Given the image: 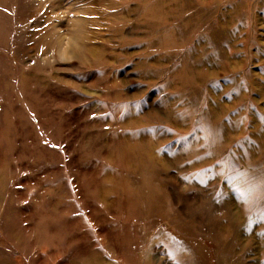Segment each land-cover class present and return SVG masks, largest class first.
<instances>
[{
  "label": "rangeland",
  "instance_id": "1",
  "mask_svg": "<svg viewBox=\"0 0 264 264\" xmlns=\"http://www.w3.org/2000/svg\"><path fill=\"white\" fill-rule=\"evenodd\" d=\"M263 188L264 0H0V264H263Z\"/></svg>",
  "mask_w": 264,
  "mask_h": 264
},
{
  "label": "bare ground",
  "instance_id": "2",
  "mask_svg": "<svg viewBox=\"0 0 264 264\" xmlns=\"http://www.w3.org/2000/svg\"><path fill=\"white\" fill-rule=\"evenodd\" d=\"M221 25V24H220ZM228 28V26L225 24V25H223V28ZM227 29H222L221 27H220V29H219V31L220 32H222V31H226ZM221 34V33H220ZM216 37V36H215ZM216 38H218V37H216ZM221 38V37H220ZM185 52V51H184ZM210 76V75H209ZM229 118V117H228ZM260 175H262V172L261 171H257V172H255V173H250V174H248V175H246L245 174V180L247 181V180H251L250 178H252V177H262V176H260ZM256 180H258V179H256ZM263 181V180H262ZM242 184V186L244 187V188H246L247 186H248V182L246 183V187L244 186L245 185V182H242L241 183ZM258 184V183H257ZM263 184V183H262ZM256 187H255V186ZM242 187V188H243ZM249 188H253L255 191H257L258 190V186L254 183V184H249ZM249 188H247V189H249ZM260 188V187H259ZM264 189V188H263ZM259 192V191H258ZM257 194V193H256ZM254 195V194H253ZM205 198V197H204ZM252 198V197H251ZM262 199V198H261ZM263 200V199H262ZM232 204L234 205V203H232V200L230 199V201L228 202V204H227V208H226V210H228L226 213V218L228 219V222L229 223H231L232 224V226H233V234H232V236H231V238H230V243H229V247L226 245V248H224V256L223 255H221V256H223V258L224 257H226L225 258V260H229V258L235 253V249H236V247H239L240 246V244H242V241H243V239H247L246 237H249L251 234H252V231H253V225H254V223H255V218L254 219H248V218H246L245 217V215L243 214V212H241V211H239V210H235V208L233 209L232 208ZM251 208V207H250ZM262 209V208H261ZM241 210V209H240ZM246 211V210H245ZM256 211V210H255ZM245 213V212H244ZM250 214V213H249ZM253 215V214H252ZM225 218V219H226ZM227 221V220H226ZM250 234V235H249ZM220 235V234H219ZM228 235V234H227ZM248 235V236H247ZM223 236V235H222ZM253 237V236H252ZM221 239H222V237H220ZM255 240V239H254ZM220 241V240H219ZM222 245V244H221ZM229 255V256H228ZM228 256V257H227ZM221 259H222V257H221ZM220 259V260H221ZM239 259H241V258H239ZM220 262H222V261H220ZM223 263V262H222ZM224 263L225 264H229V263H227L226 261H224ZM218 264H219V262H218ZM264 264V263H263Z\"/></svg>",
  "mask_w": 264,
  "mask_h": 264
}]
</instances>
